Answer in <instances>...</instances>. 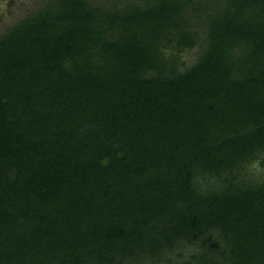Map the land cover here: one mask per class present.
Wrapping results in <instances>:
<instances>
[{"label":"trees","instance_id":"16d2710c","mask_svg":"<svg viewBox=\"0 0 264 264\" xmlns=\"http://www.w3.org/2000/svg\"><path fill=\"white\" fill-rule=\"evenodd\" d=\"M255 162L264 0H48L0 35V264H264Z\"/></svg>","mask_w":264,"mask_h":264},{"label":"rangeland","instance_id":"374dc122","mask_svg":"<svg viewBox=\"0 0 264 264\" xmlns=\"http://www.w3.org/2000/svg\"><path fill=\"white\" fill-rule=\"evenodd\" d=\"M48 0H0V35L5 33L10 27L15 25L22 18L41 9ZM94 3L108 5L111 1L142 2L143 0H90ZM198 47L183 53V58L187 65H191L195 59ZM249 176L252 181H264V169L255 162L250 166ZM201 249V248H200ZM198 250V249H197ZM212 251V250H211ZM210 253V252H209ZM220 259L219 255L217 256Z\"/></svg>","mask_w":264,"mask_h":264}]
</instances>
